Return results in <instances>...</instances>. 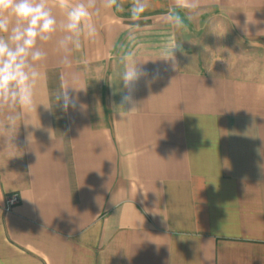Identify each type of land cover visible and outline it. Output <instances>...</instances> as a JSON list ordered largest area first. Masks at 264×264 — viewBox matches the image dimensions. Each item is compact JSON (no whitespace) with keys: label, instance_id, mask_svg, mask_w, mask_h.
I'll list each match as a JSON object with an SVG mask.
<instances>
[{"label":"crops","instance_id":"crops-1","mask_svg":"<svg viewBox=\"0 0 264 264\" xmlns=\"http://www.w3.org/2000/svg\"><path fill=\"white\" fill-rule=\"evenodd\" d=\"M173 4L152 0L134 39L131 0L99 19L97 42L73 54L82 110L39 105L63 72L46 46L31 113L41 127L0 140V264H264V67L201 68L185 50L188 14L180 30L165 20ZM198 12L264 47V0H200ZM173 42L178 69L144 64L160 78L141 80L140 108L120 119V58L154 59Z\"/></svg>","mask_w":264,"mask_h":264},{"label":"clouds","instance_id":"clouds-1","mask_svg":"<svg viewBox=\"0 0 264 264\" xmlns=\"http://www.w3.org/2000/svg\"><path fill=\"white\" fill-rule=\"evenodd\" d=\"M151 6L152 0H131L129 39H134L139 21ZM199 8L200 0H174L165 20L173 29H183L184 20L179 11L186 12L191 20L199 14ZM123 10V0H0V140L3 143L15 145L13 141L21 124L25 129L41 127L31 120V113L37 112L39 105L49 112L54 106L65 113L69 109H83L79 93L86 92L87 87L81 84V74L71 71L73 54L81 51L85 42H97L98 21L105 13ZM46 46L55 52L57 66L63 72L49 101L37 105L36 87L44 75L41 69L49 60ZM180 47L181 44L173 42L154 59L139 60L131 51L120 58L118 81L124 89L116 109L120 119L129 118L140 108L135 93L141 80L150 86L160 78L159 70L149 73L143 65L161 60L171 70H177L174 50ZM48 131L52 136L51 130ZM31 137L29 133V142Z\"/></svg>","mask_w":264,"mask_h":264},{"label":"rangeland","instance_id":"rangeland-1","mask_svg":"<svg viewBox=\"0 0 264 264\" xmlns=\"http://www.w3.org/2000/svg\"><path fill=\"white\" fill-rule=\"evenodd\" d=\"M199 16L194 15V18L191 19V28H187L184 33L186 40H189L185 50L193 56L201 68H206L208 65V67L213 66L212 68L217 69L221 65L218 64L219 60H223L226 65L250 66L254 62V58L257 59L256 62L260 66L264 67L263 45L260 47L244 45L231 31L226 30V26L221 22L219 16L213 17V19L205 15L201 18ZM182 41H184V37L181 36L179 43L182 44ZM243 50H245L243 55H236L237 51L243 52ZM238 61L240 62L238 63Z\"/></svg>","mask_w":264,"mask_h":264},{"label":"built area","instance_id":"built-area-1","mask_svg":"<svg viewBox=\"0 0 264 264\" xmlns=\"http://www.w3.org/2000/svg\"><path fill=\"white\" fill-rule=\"evenodd\" d=\"M18 202L19 195L16 192L8 194L5 198L4 210L10 211Z\"/></svg>","mask_w":264,"mask_h":264}]
</instances>
